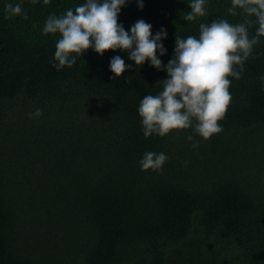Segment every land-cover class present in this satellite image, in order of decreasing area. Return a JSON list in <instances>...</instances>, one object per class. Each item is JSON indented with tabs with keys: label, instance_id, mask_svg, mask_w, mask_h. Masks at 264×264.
I'll use <instances>...</instances> for the list:
<instances>
[{
	"label": "trees",
	"instance_id": "1",
	"mask_svg": "<svg viewBox=\"0 0 264 264\" xmlns=\"http://www.w3.org/2000/svg\"><path fill=\"white\" fill-rule=\"evenodd\" d=\"M84 2L0 0V264H264V38L229 77L223 131L193 149L191 130L143 136L140 101L167 78L149 62L88 49L53 67L45 20ZM190 2L132 0L118 23L163 27L166 65L175 36L244 19L228 14L231 0H205L206 15L185 21ZM8 3L23 15L5 19ZM117 55L133 69L110 80ZM149 151L168 156L162 172L141 170Z\"/></svg>",
	"mask_w": 264,
	"mask_h": 264
},
{
	"label": "clouds",
	"instance_id": "2",
	"mask_svg": "<svg viewBox=\"0 0 264 264\" xmlns=\"http://www.w3.org/2000/svg\"><path fill=\"white\" fill-rule=\"evenodd\" d=\"M45 4L49 0H43ZM132 0H85L69 8L62 15L50 14L43 25L44 35L58 37L54 56L50 61L57 71L72 67L86 50L97 55L106 51H127L128 59L136 67L146 61L158 71L167 73V78L157 81L162 91L157 95H145L137 109L145 138L152 135L164 137L173 131L191 130L186 137L193 149L203 141L223 131L218 121L223 120L231 102V80L241 79L244 63L256 45L264 38V0H231L228 14L242 15L240 23L216 18L211 23L199 24V36L186 39L175 36L173 55L166 65L159 56L166 52L161 41L167 37L162 27L155 35L152 25L143 19L137 20L129 30L118 23L121 8ZM143 8V0H136ZM190 11L185 21H194L206 15L205 0H191ZM5 19L23 15L20 3L5 5ZM27 19V16H23ZM255 28L254 34L250 29ZM133 69L119 56L109 62L110 80ZM43 115L41 109L28 114L29 119ZM168 156L163 153L146 152L139 161L142 171L162 172Z\"/></svg>",
	"mask_w": 264,
	"mask_h": 264
}]
</instances>
